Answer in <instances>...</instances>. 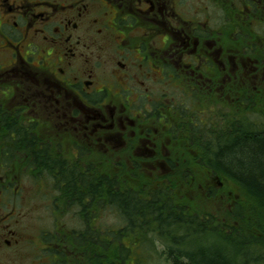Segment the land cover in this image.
Masks as SVG:
<instances>
[{"label": "flooded vegetation", "instance_id": "obj_1", "mask_svg": "<svg viewBox=\"0 0 264 264\" xmlns=\"http://www.w3.org/2000/svg\"><path fill=\"white\" fill-rule=\"evenodd\" d=\"M203 1L0 0V172L12 174L15 163L6 161L20 158L21 178H44L37 185L50 187L56 221L78 209L82 224L99 222L83 186L91 176L103 178L99 192L156 199L155 207L185 214L169 203V177L183 171L180 162L221 175L201 162L205 151L216 157L218 140L203 149L206 124L196 109L222 97L232 107L234 73L240 62L245 67L234 17L264 22V0H208L212 9ZM13 127L21 137L7 131ZM135 176L163 177L166 185L133 189L125 177ZM7 180L3 196L17 187ZM15 218L0 212V264H31L30 240Z\"/></svg>", "mask_w": 264, "mask_h": 264}, {"label": "rangeland", "instance_id": "obj_2", "mask_svg": "<svg viewBox=\"0 0 264 264\" xmlns=\"http://www.w3.org/2000/svg\"><path fill=\"white\" fill-rule=\"evenodd\" d=\"M206 5L209 9H212L210 1H203V6ZM223 19L224 17L218 13L216 20L221 21ZM233 22L235 51L239 52V59L244 56L241 60L244 61L245 67L242 62L239 63L240 60L235 59L239 63L240 69L235 70L234 73L232 107L227 108L225 97H222L217 98L216 105L198 107L196 109L200 120L206 124L202 128L201 133V138L204 140L202 143L203 149L207 148L210 150L211 142L209 139L212 141L214 137L217 138L218 145L222 147L224 144L226 145L224 138L226 139V131L230 126V120L232 121L231 127L233 128L228 133L230 135L234 131L235 122L239 124L236 125L238 128L245 127L246 125L254 128L255 124L259 125L263 121L264 22L261 26L259 24L249 25L245 24L242 18L240 20L238 16L234 17ZM239 37H242V39H239ZM244 52H246L245 55ZM16 161L18 162L13 166L12 174L10 172L6 174L0 172V185L5 183L3 182L4 179H11L17 183V187H13L15 192L12 195L9 193L7 196H3L0 190V212L4 216L14 215L15 219L21 220V231L26 233L25 236L30 240L25 254L31 264H53L52 259L49 258V252L46 251L50 245L43 241V234H46V232L47 234H54L57 231L63 233L64 231L69 232V230L75 232L81 230L82 223L75 215L79 210L72 209L69 213L63 214V216H66L62 220L56 221L55 215L52 213L54 208L49 201L50 187L49 189L41 190L40 186L37 185V182L44 178H21V159H16ZM193 162L186 161L183 164V161H181L180 166L183 168V171L170 175L169 184L172 185L177 196L174 193L169 203L173 204L175 202V204L182 206L187 216H195L199 222H205V216L206 218L209 217L210 220L213 219L212 229L214 232L209 230L208 235L205 234L200 239L197 238L196 242H199V245L187 242L182 244V241L186 237L179 231H175L173 236L174 239L181 241V244L178 246H174L172 243L169 244L167 242L169 239L151 235L154 243L144 244L147 248H145L144 252L147 253L146 250L150 251L148 255H144L146 261L144 264H175L173 260L176 258L173 259L170 256L178 251L170 253L171 248L189 253L194 251L193 249L190 250L192 247L213 250L215 246H220L226 240L228 244H233L232 246H237L240 243L246 246L248 243L244 242L247 241L249 243L251 241L264 243V204L228 178L226 174H222L215 179L210 176L204 164ZM112 176L109 177L114 178ZM125 178L127 179V186L133 189H141L142 191L149 189L156 192L160 190L161 185H166V182L163 180L164 178L158 176ZM21 180L24 181L22 191ZM21 193L24 199H21ZM143 196L150 199L147 194ZM102 216L103 218L100 220V223H103L101 225H104L106 228L122 227V225L117 223H108L110 219H115L114 213L108 211L102 214ZM104 235L108 236L106 231ZM125 245H128V243ZM50 248H56V246L51 245ZM138 252H140L139 248L135 244L131 249L132 256L129 259V264H139V262H136L134 255ZM256 253L263 256L262 262H264V252L261 253L254 250V255L249 261L247 260L248 264H258L257 259L261 260V257L257 258ZM179 254L183 255L181 252Z\"/></svg>", "mask_w": 264, "mask_h": 264}, {"label": "trees", "instance_id": "obj_3", "mask_svg": "<svg viewBox=\"0 0 264 264\" xmlns=\"http://www.w3.org/2000/svg\"><path fill=\"white\" fill-rule=\"evenodd\" d=\"M236 125L239 124L235 122L233 133L227 134V142L224 138L226 145L224 144L223 147L218 145L217 155L213 158L214 162L210 159L211 152L206 151L202 154L201 162L206 163L208 167L215 168L218 174H226L228 178L264 204V116L261 124H255L254 128L248 125L238 128ZM7 131L16 137H21L19 128L13 127ZM6 162L14 164L18 161L9 159ZM75 179L76 177L70 176L68 180L76 186ZM102 179L91 176L88 183L83 182V186L88 188L89 210H91L89 214L102 219V214L110 211L114 213L117 224L122 227L106 228L101 225L103 223H100V219L96 223L90 221L82 224V229L77 232L71 230L64 231L65 233L57 231L54 234L46 232L43 234V241L50 247L51 245L56 246V248L49 247L46 250L53 264H129L132 256L131 249L135 244L140 251L134 254L136 262L144 264L146 262L144 255L150 253L149 250H146L147 253L144 252L146 248L144 244L154 243L151 235L169 239L167 241L169 244L178 246L181 241L174 239L173 236L175 231H179L186 237L182 244L187 242L199 245V242H196L197 238L208 235L209 230L214 232L212 229L214 221L209 217L205 216L206 221L199 222L195 216L179 215L177 211L167 213V210L172 208L171 204L167 205V208L155 207V203H159L156 199L152 203L153 206L133 197L124 199L123 201L130 202L125 204L121 199L116 198L112 191L99 192L94 187L100 184ZM106 183L113 186L114 178L106 177ZM105 231L108 236L104 235ZM127 243L128 245H125ZM244 243L248 244L245 246L240 243L232 246L233 244H228L226 240L220 246H215L213 250L192 247L190 250L194 251L189 253L171 248L170 253L178 251L183 255L175 252L170 258L177 259L173 260L175 264H248L247 260L249 261L254 255V250L264 252L263 242L251 241L249 243L247 241ZM257 254V258L261 257V260L257 259L258 264H264L263 256Z\"/></svg>", "mask_w": 264, "mask_h": 264}, {"label": "clouds", "instance_id": "obj_4", "mask_svg": "<svg viewBox=\"0 0 264 264\" xmlns=\"http://www.w3.org/2000/svg\"><path fill=\"white\" fill-rule=\"evenodd\" d=\"M117 222H118V221L115 220V219H110V220L108 221L109 224H114V223H117Z\"/></svg>", "mask_w": 264, "mask_h": 264}, {"label": "bare ground", "instance_id": "obj_5", "mask_svg": "<svg viewBox=\"0 0 264 264\" xmlns=\"http://www.w3.org/2000/svg\"><path fill=\"white\" fill-rule=\"evenodd\" d=\"M245 254V253H244ZM249 255H251V254H249ZM244 260V259H243Z\"/></svg>", "mask_w": 264, "mask_h": 264}]
</instances>
